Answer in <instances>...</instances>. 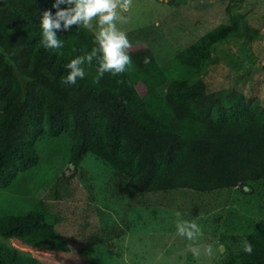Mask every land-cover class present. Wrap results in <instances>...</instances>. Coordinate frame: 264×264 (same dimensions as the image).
I'll list each match as a JSON object with an SVG mask.
<instances>
[{
    "label": "trees",
    "instance_id": "obj_1",
    "mask_svg": "<svg viewBox=\"0 0 264 264\" xmlns=\"http://www.w3.org/2000/svg\"><path fill=\"white\" fill-rule=\"evenodd\" d=\"M226 1L228 22L168 60L129 50L134 70L106 73L94 84V60L70 85L62 83L65 65L91 50L93 34L77 27L60 31L64 47L45 50L39 20L44 10L55 12L53 0H0V264H42L9 244L11 238L70 250L56 228L59 217L35 194L58 177L48 151L53 142L75 168L94 153L126 177V194L244 190L264 180V102L234 82L211 88L206 79L223 50L235 46L249 56L263 38L251 23L249 0ZM125 32L131 44L141 40L138 29ZM231 264L264 263L239 254Z\"/></svg>",
    "mask_w": 264,
    "mask_h": 264
},
{
    "label": "rangeland",
    "instance_id": "obj_2",
    "mask_svg": "<svg viewBox=\"0 0 264 264\" xmlns=\"http://www.w3.org/2000/svg\"><path fill=\"white\" fill-rule=\"evenodd\" d=\"M251 23L263 32L253 53L243 56L235 46L222 52L208 68L211 88L234 82L264 102V0H249ZM226 0H133L121 30L138 29L135 54L152 52L160 63L220 22H228ZM235 50V51H233ZM139 91L143 92L141 84ZM54 150L58 177L35 194L57 214L56 228L70 246L68 252L33 248L16 238L7 242L35 256L42 264H231L246 237L251 255L264 263V180L247 186L196 192L187 188L126 194V177L94 153L75 168L66 153ZM51 147V148H53ZM47 151V150H46ZM42 155H45L44 153ZM65 163V164H64ZM195 221L203 231L197 246L211 245L212 256L188 252L191 243L175 229V213Z\"/></svg>",
    "mask_w": 264,
    "mask_h": 264
},
{
    "label": "clouds",
    "instance_id": "obj_3",
    "mask_svg": "<svg viewBox=\"0 0 264 264\" xmlns=\"http://www.w3.org/2000/svg\"><path fill=\"white\" fill-rule=\"evenodd\" d=\"M132 6L133 0H53L52 8L55 12L43 11L39 20L41 31L39 43L45 50L58 52L62 49L64 43L58 32L70 31L73 27L87 29L94 37V46L90 51L76 56L65 65L68 72L62 83L75 85L78 79L85 77L83 65H91L94 60L96 62L94 84H99L106 73L119 76L134 70L129 51L132 44L127 33L118 26L128 22L125 14ZM150 62L149 57L143 58L144 64ZM244 190L249 189L244 186ZM175 216L177 235L191 242L186 250L194 257H199L202 251L204 255L212 256L213 249L210 244L201 249L195 243L203 235L201 226L195 221L184 219L180 212H176ZM241 250L248 255L253 252V245L246 237L242 241Z\"/></svg>",
    "mask_w": 264,
    "mask_h": 264
},
{
    "label": "water",
    "instance_id": "obj_4",
    "mask_svg": "<svg viewBox=\"0 0 264 264\" xmlns=\"http://www.w3.org/2000/svg\"><path fill=\"white\" fill-rule=\"evenodd\" d=\"M70 166H73V164H72V163H70Z\"/></svg>",
    "mask_w": 264,
    "mask_h": 264
}]
</instances>
